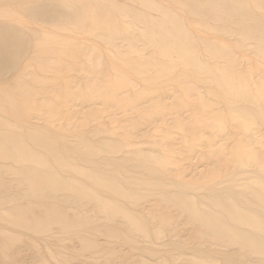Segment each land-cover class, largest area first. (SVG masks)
<instances>
[{"label":"bare ground","instance_id":"1","mask_svg":"<svg viewBox=\"0 0 264 264\" xmlns=\"http://www.w3.org/2000/svg\"><path fill=\"white\" fill-rule=\"evenodd\" d=\"M0 264H264V0H0Z\"/></svg>","mask_w":264,"mask_h":264}]
</instances>
